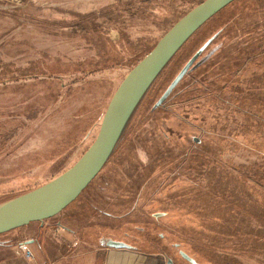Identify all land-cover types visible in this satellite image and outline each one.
Wrapping results in <instances>:
<instances>
[{
    "label": "rangeland",
    "instance_id": "obj_1",
    "mask_svg": "<svg viewBox=\"0 0 264 264\" xmlns=\"http://www.w3.org/2000/svg\"><path fill=\"white\" fill-rule=\"evenodd\" d=\"M201 1L0 0V207L75 165L132 66ZM197 58L195 81L179 90L200 82L215 94L174 99L186 71L163 98ZM153 105L162 106L137 119ZM134 112L116 152L61 212L117 213L102 222L162 260H178L175 243L212 257L249 213L264 212V0H238L205 25Z\"/></svg>",
    "mask_w": 264,
    "mask_h": 264
},
{
    "label": "crops",
    "instance_id": "obj_2",
    "mask_svg": "<svg viewBox=\"0 0 264 264\" xmlns=\"http://www.w3.org/2000/svg\"><path fill=\"white\" fill-rule=\"evenodd\" d=\"M252 213L247 217L254 221L235 228L228 243L215 248L220 252L216 251L212 257L191 254L182 245L178 260L168 259L172 264H264V212L261 215ZM93 214L84 208H75L3 234L0 264H167L168 259L162 260L156 253L141 252L131 244H128L130 248L108 246V240L125 242L122 241L124 235L121 233L123 236L119 237L117 226L102 221L120 216L114 212L113 217L102 212L95 217ZM242 230L243 238L238 239V231ZM20 242L27 243L33 253L32 259L18 252Z\"/></svg>",
    "mask_w": 264,
    "mask_h": 264
},
{
    "label": "water",
    "instance_id": "obj_3",
    "mask_svg": "<svg viewBox=\"0 0 264 264\" xmlns=\"http://www.w3.org/2000/svg\"><path fill=\"white\" fill-rule=\"evenodd\" d=\"M233 1L203 0L164 33L153 48L129 71L112 95L95 140L75 165L64 174H69V177L62 191L46 204L0 215V235L33 222L53 218L78 198L109 159L138 103L172 56L194 31ZM192 61L172 82L163 98L178 84ZM106 243L115 248L131 247L121 241L108 240ZM167 264H172V260L168 259Z\"/></svg>",
    "mask_w": 264,
    "mask_h": 264
},
{
    "label": "trees",
    "instance_id": "obj_4",
    "mask_svg": "<svg viewBox=\"0 0 264 264\" xmlns=\"http://www.w3.org/2000/svg\"><path fill=\"white\" fill-rule=\"evenodd\" d=\"M236 1H238V0H234L233 2H231V3H229L228 5H226L225 7H223L221 10H219L217 13H215L212 17H210L206 22H204L196 31H194L189 37H188V39L181 45V47L176 51V53L172 56V58L169 60V62L165 65V67L161 70V72L158 74V76L155 78V80L153 81V83L150 85V87L148 88V90H147V92L145 93V95L142 97V99L140 100V102L138 103V105H137V107L135 108V112H134V114L133 115H135V113H136V111H137V109L139 108V106L141 105V103L143 102V100L145 99V97H146V95H147V93H148V91L151 89V87L154 85V83L156 82V80L159 78V76H160V74L168 67V65L173 61V59L181 52V50L185 47V45L195 36V35H197L199 32H200V30L205 26V25H207L210 21H212L215 17H217L220 13H222L226 8H228L229 6H231L233 3H235ZM213 39H214V37L213 38H209V40H207V45L209 44V42H211V41H213ZM207 45L204 47V49L202 50V51H200L199 52V55H202V53L205 51V48L207 47ZM202 46V45H201ZM200 46V47H201ZM199 47V48H200ZM199 48L197 49V50H199ZM152 49V48H151ZM150 49V50H151ZM149 50V51H150ZM148 51V52H149ZM147 52V53H148ZM146 53V54H147ZM145 54V55H146ZM144 55V56H145ZM143 56V57H144ZM142 57V58H143ZM142 58H140L133 66H132V68L142 59ZM199 58V57H198ZM198 58L196 59V61L190 66V68L187 70V72H186V74L184 75V77L182 78V80L179 82V84L177 85V87L175 88V91L173 92V94L175 93V94H177L176 92H177V90H178V92L180 93V94H177V95H175L174 96V99L175 98H179L180 97V100L182 101V99H185L187 102H192V101H196V100H199L201 97H202V94H205L206 96H213L214 94H215V92L212 90V89H210V88H205L206 86H204V88L203 87H201L200 85H201V83L199 82V83H197V88L195 89V90H193V92H190V93H188L187 92V87L189 88L190 86H187L186 88H184L182 91H180L179 89H180V86L182 85V82H183V80H185L187 77H192L191 79H192V81H195V79H196V76H197V74H194V75H192L194 72H195V69L197 68V66H200V65H202L201 63H199L198 64ZM253 59L254 58H252V59H249L248 61L250 62L251 60L253 61ZM205 62V61H204ZM247 63V62H246ZM131 68V69H132ZM195 78V79H194ZM199 80V79H198ZM200 81V80H199ZM193 83V82H192ZM196 85V84H195ZM169 98V97H168ZM167 98V99H168ZM166 101H164L163 103H165ZM182 102H184V101H182ZM163 103H161V104H163ZM160 106H162V105H160ZM159 106V107H160ZM159 107H155L154 105L152 106V109L149 111V113H147V114H145V112L144 113H142L137 119L138 120H140V119H146L147 118V116L150 114V113H152V112H155ZM133 117V116H132ZM130 123V122H129ZM129 123H128V125L126 126V128L129 126ZM126 128L123 130V132H122V134H121V136H120V138H119V140L121 141L122 139H123V136H124V133H125V131H126ZM118 140V142L117 143H119L120 141ZM117 145V144H116ZM116 147V146H115ZM116 152V148H114L113 149V151H112V154L110 155V157H112V155L114 154ZM187 153V152H186ZM104 167V166H103ZM97 177V176H96ZM96 177L91 181V183L87 186V188L92 184V182H94V180L96 179ZM86 188V189H87ZM85 189V190H86ZM182 245H184V244H182V243H175V244H172V248H170V250H175V251H180L181 250V247H182ZM175 254V253H174ZM171 258V257H170Z\"/></svg>",
    "mask_w": 264,
    "mask_h": 264
},
{
    "label": "bare ground",
    "instance_id": "obj_5",
    "mask_svg": "<svg viewBox=\"0 0 264 264\" xmlns=\"http://www.w3.org/2000/svg\"><path fill=\"white\" fill-rule=\"evenodd\" d=\"M69 174L58 178L45 187L39 188L36 191L25 194L15 200H12L0 207V215L14 211H21L30 208H35L46 204L53 200L64 188Z\"/></svg>",
    "mask_w": 264,
    "mask_h": 264
},
{
    "label": "built area",
    "instance_id": "obj_6",
    "mask_svg": "<svg viewBox=\"0 0 264 264\" xmlns=\"http://www.w3.org/2000/svg\"><path fill=\"white\" fill-rule=\"evenodd\" d=\"M17 250H18V252L23 254L24 257H26L28 259H32L33 258V253L30 250V248H29V246L27 245L26 242H20L17 245Z\"/></svg>",
    "mask_w": 264,
    "mask_h": 264
}]
</instances>
